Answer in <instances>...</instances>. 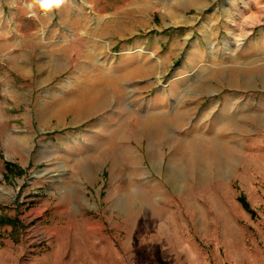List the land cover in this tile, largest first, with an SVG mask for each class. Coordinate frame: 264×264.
I'll return each mask as SVG.
<instances>
[{"label": "rangeland", "instance_id": "374dc122", "mask_svg": "<svg viewBox=\"0 0 264 264\" xmlns=\"http://www.w3.org/2000/svg\"><path fill=\"white\" fill-rule=\"evenodd\" d=\"M29 3L0 0V264H264V0Z\"/></svg>", "mask_w": 264, "mask_h": 264}, {"label": "clouds", "instance_id": "9594fccd", "mask_svg": "<svg viewBox=\"0 0 264 264\" xmlns=\"http://www.w3.org/2000/svg\"><path fill=\"white\" fill-rule=\"evenodd\" d=\"M62 3L63 0H31L27 7L29 9L38 8L40 12L48 13L53 9L59 8Z\"/></svg>", "mask_w": 264, "mask_h": 264}, {"label": "trees", "instance_id": "16d2710c", "mask_svg": "<svg viewBox=\"0 0 264 264\" xmlns=\"http://www.w3.org/2000/svg\"><path fill=\"white\" fill-rule=\"evenodd\" d=\"M12 166H13V164H11V163H7L8 171L11 172V171L13 170ZM238 200L242 203V205L244 206V208H245L246 210H248L249 212L252 213L253 216L256 215L255 211L252 209V207H251V205H250V203H249V201H248V199H247V197H246V195H245L244 193H241V194L239 195ZM14 219H15V218H10V217H6V216H4V217L1 216V217H0V224H1V225H6V224L17 223V222H15Z\"/></svg>", "mask_w": 264, "mask_h": 264}, {"label": "bare ground", "instance_id": "6f19581e", "mask_svg": "<svg viewBox=\"0 0 264 264\" xmlns=\"http://www.w3.org/2000/svg\"><path fill=\"white\" fill-rule=\"evenodd\" d=\"M14 2L16 3L15 8L18 11L23 10L24 7L22 6V0H14ZM75 107H77V105Z\"/></svg>", "mask_w": 264, "mask_h": 264}]
</instances>
